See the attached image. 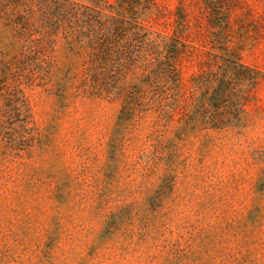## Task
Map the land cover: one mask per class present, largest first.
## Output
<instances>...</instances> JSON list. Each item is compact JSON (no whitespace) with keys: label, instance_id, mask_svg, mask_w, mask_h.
I'll list each match as a JSON object with an SVG mask.
<instances>
[{"label":"rangeland","instance_id":"374dc122","mask_svg":"<svg viewBox=\"0 0 264 264\" xmlns=\"http://www.w3.org/2000/svg\"><path fill=\"white\" fill-rule=\"evenodd\" d=\"M0 264H264V0H0Z\"/></svg>","mask_w":264,"mask_h":264}]
</instances>
